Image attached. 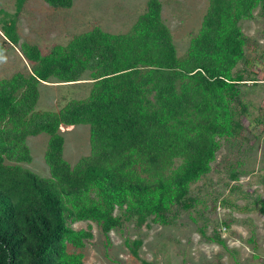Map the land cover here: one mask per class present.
Instances as JSON below:
<instances>
[{"label":"trees","instance_id":"1","mask_svg":"<svg viewBox=\"0 0 264 264\" xmlns=\"http://www.w3.org/2000/svg\"><path fill=\"white\" fill-rule=\"evenodd\" d=\"M44 1L54 8L73 4ZM20 7L15 16L0 9V54L17 45ZM257 7L264 17V0H208L183 55L161 18L159 0H150L126 33L96 27L46 54L22 44L28 71L0 79V264H84L77 249L92 232L90 225L74 229L77 221L95 223L106 238L128 220L173 225L182 211L194 209L206 223L208 216L196 208L203 198L192 185L212 171L222 145L237 149L246 140L243 89L258 81L247 69V36L238 22ZM85 70L91 79L86 97L56 111L35 109L39 83L76 82ZM78 124L88 126L90 152L71 164L60 128ZM253 124L264 126V116ZM40 133L48 137L46 176L22 164L31 161L27 137ZM230 161L225 185L240 192L243 162ZM258 179L264 190V172ZM251 202L250 209L264 215V199L250 195L247 210ZM233 220L240 222L220 224L228 229ZM244 222L254 242L255 223ZM212 231L208 239L223 244L220 230ZM199 232L205 235V226ZM141 243L125 241L134 255Z\"/></svg>","mask_w":264,"mask_h":264},{"label":"rangeland","instance_id":"2","mask_svg":"<svg viewBox=\"0 0 264 264\" xmlns=\"http://www.w3.org/2000/svg\"><path fill=\"white\" fill-rule=\"evenodd\" d=\"M149 1L73 0L70 8H54L44 0H0V9L12 16H15L18 4H21L15 17L18 42L0 54V79L15 72L28 71L22 44L37 45L42 54H46L55 45H67L79 34L96 27L109 34L126 33L145 11ZM159 1L161 18L170 29L177 54L183 55L190 33L200 27L208 0ZM238 24L247 36V69L253 72V78L258 83L249 81L243 89L248 104L247 116L241 117L244 128L242 134L246 140L235 146L237 149L231 150L222 145L212 163V171L192 185L196 196L203 198L198 199L196 208L204 210L203 214L208 216V220L205 223L195 209L182 211L173 225H160L148 218L141 226H137L134 220H128L112 230L107 238L93 222H74V229L91 226L92 237L85 240L83 248L77 249L84 254V264H264V215L257 209H250L252 202L247 210L245 203L252 194L264 199V190L258 179L264 172V126L255 128L253 124L254 118L264 116V17L257 7L252 11V17L242 19ZM1 26L2 22L0 42L3 39ZM79 78L70 83L58 82L54 78L39 83L35 109L56 111L68 100L86 97L91 87L89 70H85ZM60 133L65 139L64 158L71 164L89 154L87 125H65L60 128ZM47 139L43 133L28 136L26 143L31 161L22 163L44 176L48 175V166L44 161ZM230 160L243 162L245 173L237 183L240 192L230 191L231 182L225 185ZM223 199L225 205H222ZM232 201L235 203L233 206L230 205ZM232 218L240 219V222L231 221L228 229L220 224L222 220ZM248 218L255 223L254 242L248 241L251 226L241 223L242 219ZM203 226L205 235L202 236L199 228ZM214 227L220 230L223 244L208 239ZM134 239L142 241L137 255L125 244L126 240ZM72 250L74 248L69 244L68 251Z\"/></svg>","mask_w":264,"mask_h":264}]
</instances>
